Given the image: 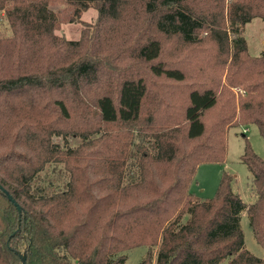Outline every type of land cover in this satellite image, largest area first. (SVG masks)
<instances>
[{
	"label": "trees",
	"instance_id": "trees-1",
	"mask_svg": "<svg viewBox=\"0 0 264 264\" xmlns=\"http://www.w3.org/2000/svg\"><path fill=\"white\" fill-rule=\"evenodd\" d=\"M57 3L96 23L58 34ZM0 19V264H125L144 245L139 264H264L241 228L246 211L264 248L249 139L255 202L226 170L213 197L190 190L226 161L231 127L264 140V50L243 34L264 0H0ZM184 52L193 70L159 75Z\"/></svg>",
	"mask_w": 264,
	"mask_h": 264
},
{
	"label": "rangeland",
	"instance_id": "rangeland-1",
	"mask_svg": "<svg viewBox=\"0 0 264 264\" xmlns=\"http://www.w3.org/2000/svg\"><path fill=\"white\" fill-rule=\"evenodd\" d=\"M51 8L57 13L60 21L57 33L68 39H78L84 28L96 23L98 16L97 10L90 8L82 14L80 19L75 21L71 19L72 11L66 4L57 3L51 5ZM243 29L251 54L258 55L262 53L264 50V22L256 19ZM187 54L184 52L179 56L165 60L166 62L160 68L159 75L180 76L193 70L194 65L190 62ZM74 111L75 109L70 108V113ZM246 137L249 139L254 151L261 156L264 155V140L256 125L231 127L228 136L229 149L226 161L224 163L201 164L191 185L190 190L192 193L201 199L213 197L220 182L221 174L226 170L235 176L232 184L233 189L240 194L243 201L248 205L255 202L257 195L252 182V174L246 163L241 159L246 146ZM55 171L56 167H52L51 174L54 175ZM56 178L55 175L54 179ZM187 217L188 215L184 217V221ZM241 228L244 232L245 248L257 257H264V248L255 238L246 211L241 216ZM148 248L144 245L128 250L125 264H139L145 257Z\"/></svg>",
	"mask_w": 264,
	"mask_h": 264
},
{
	"label": "water",
	"instance_id": "water-1",
	"mask_svg": "<svg viewBox=\"0 0 264 264\" xmlns=\"http://www.w3.org/2000/svg\"><path fill=\"white\" fill-rule=\"evenodd\" d=\"M0 187H1V184H0ZM4 192L8 195L9 199L13 200L12 196L10 195V193L6 189H4ZM17 207H18L19 212H21L20 206L17 205ZM22 260H23V262L25 261V257L24 256H23Z\"/></svg>",
	"mask_w": 264,
	"mask_h": 264
}]
</instances>
